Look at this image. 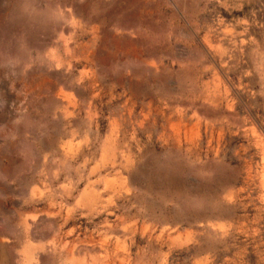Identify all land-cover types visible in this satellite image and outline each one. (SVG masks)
I'll return each instance as SVG.
<instances>
[{
    "label": "rangeland",
    "instance_id": "374dc122",
    "mask_svg": "<svg viewBox=\"0 0 264 264\" xmlns=\"http://www.w3.org/2000/svg\"><path fill=\"white\" fill-rule=\"evenodd\" d=\"M0 264H264V0H0Z\"/></svg>",
    "mask_w": 264,
    "mask_h": 264
},
{
    "label": "bare ground",
    "instance_id": "6f19581e",
    "mask_svg": "<svg viewBox=\"0 0 264 264\" xmlns=\"http://www.w3.org/2000/svg\"><path fill=\"white\" fill-rule=\"evenodd\" d=\"M61 33H62V32H61ZM68 34H69V33H68ZM97 34H98V33H97ZM67 37H68V36H67ZM67 40H69V39H67ZM70 40H72V39H70ZM64 43H65V42H64ZM66 43H67V42H66ZM65 48H66V47H65ZM66 49H68V48H66ZM64 51H65V49H64ZM86 51H87V50H86ZM47 54H48V53H47ZM53 54H54V53H53ZM45 56H46V55H45ZM52 56H53V55H52ZM52 56H50L49 58H47V60L44 61V66H45V67H48V68H49V67L57 66V64L55 63L54 59L51 58ZM54 57H55V56H54ZM55 58H56V57H55ZM59 58H60V57H59ZM92 58H93V57H92ZM69 59H70V58H69ZM69 59H68V60H69ZM57 62H58V61H57ZM33 63H35V62H33ZM41 64H42V63H41ZM55 64H56V65H55ZM60 65H61V63H60ZM60 65H59V66H60ZM70 65H71V64H70ZM83 65H84V64H83ZM59 66H58V68H59ZM68 66H69V64H68ZM25 68H26V67H25ZM41 68H43V67H41ZM69 68H71V66H70ZM66 69H67V67H66ZM87 69H88V68H87ZM78 70H79V69H78ZM69 71H70V70H69ZM66 72H67V71H66ZM77 73H78V72H77ZM85 74H86V71H85ZM86 76H87V74H86ZM70 78H71V77H70ZM86 78H87V77H86ZM61 82H62V81H61ZM61 82H60V83H61ZM68 83H69V82H68ZM90 84H91V82H90ZM95 84H96V83H95ZM57 86H58V85H57ZM57 86H56V87H57ZM92 86H93V85H92ZM57 88H58V87H57ZM53 89H54V88H53ZM58 89H59V88H58ZM69 89H70V88H69ZM66 91H67V90H66ZM97 92H98V91H97ZM97 92H96V93H97ZM91 94H93V93H91ZM57 95H58V93H57ZM59 96H60V95H59ZM68 96H69V95H68ZM68 96H66L65 99H67ZM73 96H74V95H73ZM69 97H71V96H69ZM74 97H75V96H74ZM63 98H64V97H63ZM75 98H76V97H75ZM65 99H63V100H65ZM67 100H68V99H67ZM72 100H73V99H72ZM57 101H58V100H57ZM62 102H63V101H62ZM65 103H67V102H65ZM65 103H64V104H65ZM70 103H71V102H70ZM62 104H63V103H62ZM75 104H76V103H75ZM59 105H60V104H59ZM68 105H69V104H68ZM63 106H64L63 109H64V111H65V110H66V109H65L66 107H65V105H63ZM69 106H70V105H69ZM60 107H61V106H60ZM70 107H72V106H70ZM75 107H76V106H75ZM60 109H61V108H60ZM60 109L58 108L59 111H60ZM69 109H71V108H69ZM55 111H57V110H55ZM57 112H58V111H57ZM60 112H61V111H60ZM54 113H55V112H54ZM58 113H59V112H58ZM58 113H56V116H57ZM71 113H72V112L70 111L69 114H71ZM63 114H64V113H63ZM65 114H66V113H65ZM64 116H65V115H64ZM65 117H66V116H65ZM114 125H115V123L113 124V126H114ZM111 126H112V124H111ZM111 128H112V127H111ZM117 128H118V127H117ZM112 130H113V129H112ZM113 131H114V130H113ZM111 133H112V132H111V129H110V134H111ZM112 134H113V133H112ZM112 134H111V135H112ZM116 134H117V133H116ZM114 135H115V134H114ZM114 135H113V136H114ZM75 140H76V139H75ZM69 141H71V140H69ZM76 143H77V142H76ZM68 144H70V142H68ZM68 144H67V145H68ZM65 146H66V144H65ZM77 146H78V145H77ZM71 147H72V144H71ZM65 148H66V147H65ZM76 148H77V147H76ZM62 149H63V148H62ZM64 150H67V151H69V152H72V151H70V150H71L70 148H69V149H64ZM73 150H74V149H73ZM119 154H120V153H119ZM121 154H122V153H121ZM113 155H115V154H113ZM110 156H111V155H110ZM110 156H109V158H110ZM107 157H108V156H107ZM103 158H104V157H103ZM109 158H107V160H108ZM122 158H124V157H123V154H122ZM112 159L114 160L113 157H112ZM124 160H125V158H124ZM109 161H111V159H110ZM119 161H122V160H119ZM125 163H126V161H125ZM101 164H102V163H101ZM116 164H117V163H116ZM99 166H100V165H99ZM102 166H103V164H102ZM102 168H103V167H102ZM90 170H91V168H90ZM108 171H109V170H108ZM114 171H115V170H114ZM114 171H113V172H114ZM117 171H118V170H117ZM93 172H94V171H93ZM93 172H91V175L93 174ZM95 172H96V171H95ZM95 172H94V173H95ZM113 172H112V173H113ZM114 173H115V172H114ZM117 173H118V172H117ZM104 174H105V173H104ZM98 175H99V174H98ZM98 175H97V180H100V179H98ZM118 175H119V174H118ZM99 176H100V175H99ZM103 176H104V175H102V177H101L102 180L106 178L105 176H104V178H103ZM117 177H118V176H117ZM117 177H116V178H117ZM121 177H122V176H119V178H121ZM113 178H114V177H113ZM124 178H125V177H124ZM111 179H112V178H111ZM104 181H105V180H104ZM104 181H103V182H104ZM111 181H112V180H111ZM113 182H114V180H113ZM126 182H127V181H126ZM120 187H121V186H120ZM90 188H91V187H90ZM90 188H89V190H90ZM112 188H113V187H112ZM45 189H46V188H45ZM104 190H105V189H104ZM116 190H117V188H116ZM95 191H96V188H95ZM114 192H115V191H114ZM97 193H98V192H97ZM111 195H113V194H111ZM90 201H91V200H90ZM105 201H106V200H105ZM121 231H122V230H121ZM101 242H103V241H101ZM124 251H125V250H124ZM136 252H137V251H136ZM126 262H127V261H126Z\"/></svg>",
    "mask_w": 264,
    "mask_h": 264
}]
</instances>
